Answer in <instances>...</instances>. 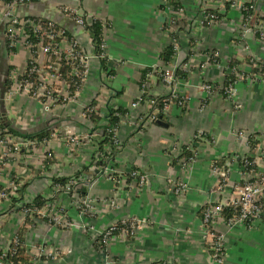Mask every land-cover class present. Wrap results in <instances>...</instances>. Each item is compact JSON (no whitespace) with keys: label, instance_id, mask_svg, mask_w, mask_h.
Wrapping results in <instances>:
<instances>
[{"label":"built area","instance_id":"2783aa9c","mask_svg":"<svg viewBox=\"0 0 264 264\" xmlns=\"http://www.w3.org/2000/svg\"><path fill=\"white\" fill-rule=\"evenodd\" d=\"M78 1L0 0V52H3L0 57L6 65L3 79L6 88L1 91L0 86V109L3 108L12 117L8 124H4L0 118V264L55 262L62 258L64 250L55 244L49 236L50 232L72 233L73 230L85 235L89 244L104 254V264H111L107 253L109 243L115 238L126 241L147 227V219L135 216L117 219L101 230L96 229L92 221L98 219L108 207H121L127 197L124 191L130 187L127 182L129 178L136 181V191L147 186V177L140 171L132 168L126 172L115 168L126 146L120 135L121 123L129 122V133H134L160 121L162 116L167 117L172 107L180 114L185 113L188 108L186 90L176 78L177 71L188 75L192 69L201 73L207 68L217 69L219 79L202 82L200 89L207 98L218 94L231 105L236 103L237 82L259 83L264 88V62L250 53L245 41L246 36H251L264 49V13L257 8L255 0H225L222 12H217L226 13V17L219 20L214 14L205 11L211 9L210 0H200L204 5L199 8L195 22L187 29V32H199L216 28L224 21H229L232 13H236L237 18L228 29L230 43L239 46V53L242 54L231 58L236 63H230L231 59H222L216 49H207L197 39H193L190 52L183 59L184 62L182 60L183 63L179 64L176 57L179 39L176 41L170 37L173 31L170 25L187 17L185 8L182 4L178 8L174 7L172 1L175 0H157L156 12L167 26L162 30L174 50L167 66L152 70L159 76L165 93L148 95L147 83L143 81L137 96L127 107L128 112L116 113L115 116L120 118L119 124L110 125L101 119L103 110L111 105V94L105 84H101L97 95L93 97L95 105L92 106L91 101L85 103L82 98L84 84L89 76V59L109 60L105 34L110 22L99 13H88L73 4ZM227 2L229 7L226 11ZM48 3L53 4V9L68 23L86 33L90 51L81 47L75 33L54 19L41 13L31 14L30 9L36 5ZM253 10L256 16L252 18L246 12ZM93 22H98L101 28L99 53L95 52L86 30V26ZM62 65L69 67L64 78H61L60 73ZM105 74L104 78L109 81L111 75ZM75 78L79 79V84L73 90L70 81L74 85ZM145 96L149 97L143 101ZM156 98H160L161 106L156 103ZM207 98L201 101V106L206 105ZM29 102L37 108H32ZM142 103L146 107L143 117L139 120L141 114H137L136 118H131V112L139 109ZM91 112L100 118L97 124L89 120ZM43 115L57 118L77 116L88 128L78 134L74 126L54 124L46 127L49 133L41 139L13 132L14 129L25 134L32 132L30 126ZM42 127L45 128L44 124L39 126L40 129ZM98 130H103L104 134L107 132L109 136L108 143L103 144L101 149L90 142L99 135L96 133ZM232 134L245 142V153L217 151L213 148V138L200 130L186 144H175L165 156L168 167H176L184 176L199 160L202 145L212 151L209 173L213 181L211 193L214 198L203 206L201 218L210 252L209 264H222L224 256L223 234L217 231V225L224 224L228 229L253 228L259 222L264 206V134L243 131H233ZM85 155L89 159L88 168L95 173L96 178L116 185L114 195L101 198H93L89 194L80 196L77 191L81 186V178L61 174L62 161L69 160L75 167L74 171H77L79 161L82 162ZM234 172L236 179L233 177ZM53 177H69V180L65 184L52 183ZM166 185L169 191L174 189L177 196L187 190V183L182 177L168 175ZM230 209L236 212L224 219V211ZM72 211L76 212L74 219H71Z\"/></svg>","mask_w":264,"mask_h":264},{"label":"crops","instance_id":"0c3cea01","mask_svg":"<svg viewBox=\"0 0 264 264\" xmlns=\"http://www.w3.org/2000/svg\"><path fill=\"white\" fill-rule=\"evenodd\" d=\"M225 0H210L211 9L222 12ZM257 8L264 13V0H255ZM187 19L193 23L202 4L200 0H181ZM84 11L95 14L110 22V28L105 34L106 50L109 57L107 66L114 72L106 81L105 72L101 71L99 61L90 58L88 61L89 76L83 88L82 98L85 103L95 97L101 84L110 85L120 92L119 98L111 100L127 109L131 100L139 92V77L142 69L159 68V52L169 43L162 30L163 21L157 11V0H79L73 3ZM31 14L49 16L65 29L75 33L81 47L89 50L86 33L78 30L72 23L53 9V4L36 5L30 9ZM231 18V19H230ZM237 18L236 13L229 16L219 27L202 31L192 30L179 35L177 64L182 62L190 52L188 39H197L207 49H216L222 59L229 60L239 57L240 47L230 43L228 29ZM246 45L250 53L264 62V49H261L251 36H246ZM88 55V54H87ZM199 59V58H198ZM219 79L215 68H207L203 73L192 69L185 80H180V86L186 90L188 108L183 114L170 108L166 120L168 125L149 124L140 132L129 135V122L121 123V138L126 146L120 154V162L115 165L123 171L132 168L147 177V186L136 191V181H129L130 187L120 208L108 207L92 224L96 229H103L117 219L135 216L149 221L147 227L135 237L126 239L115 238L107 246L111 264H209L210 252L201 222V209L214 196L211 193L212 177L209 173L211 149L201 146L200 158L193 169L182 176L176 167L169 168L166 154L175 144H186L196 131L206 132L213 138V148L220 152L243 154L246 151L245 142L240 140L236 132L264 134V88L259 83L239 81L236 83L235 102L223 99L218 94L207 95L200 89L204 81ZM147 92L150 96L165 93L159 76L154 71L146 75ZM102 82V83H101ZM109 91V89H107ZM110 92V91H109ZM207 98L206 105L201 101ZM32 108L35 104L29 102ZM8 123L12 117L4 112ZM0 109V110H1ZM146 110L142 103L140 108L131 112V118L143 114ZM61 114V113H59ZM62 116V115H61ZM36 119L32 130L51 125L73 126L78 134L85 130L80 118L46 117ZM52 118H56L51 120ZM7 123V124H8ZM88 155V154H87ZM72 158V157H71ZM75 159V158H74ZM59 161V160H57ZM89 159L83 156L79 161V169L85 167L80 178L85 180L87 194L93 198L110 197L116 192V185L111 181L96 178L88 168ZM62 175H71L75 169L70 161H62ZM183 178L187 190L176 195L169 191L166 177ZM233 177L237 178L236 173ZM233 179V178H232ZM76 212H71V219ZM217 231L223 234L224 256L222 264H264V206L259 222L253 228L233 227L228 229L224 224L217 225ZM50 232V237L56 245L63 248L64 254L59 260L50 264H104V254L89 244L88 238L77 230Z\"/></svg>","mask_w":264,"mask_h":264},{"label":"trees","instance_id":"16d2710c","mask_svg":"<svg viewBox=\"0 0 264 264\" xmlns=\"http://www.w3.org/2000/svg\"><path fill=\"white\" fill-rule=\"evenodd\" d=\"M173 2V6L178 8V6H181L182 2L180 0H175V1H172ZM229 7V2L225 3V10L227 11ZM206 12L208 13H212L216 16V19L219 20L223 17H226V13L224 14H220L217 12V10H213V9H207L205 10ZM247 15L250 14V16L253 18L255 17L256 15V12L253 10V11H247L246 12ZM193 22L190 20V19H187L186 17L184 19H181L180 21L178 22H175L173 24L170 25L171 28H173V31L170 33V37L173 39V40H176L178 41L179 39V34L180 33H187V29L190 27V25L192 24ZM166 25L163 24L162 25V28L163 29H166ZM86 30L88 31L89 33V36L92 40V45L94 47V50L95 52H100V43H101V28L98 24V22H93L91 23L90 25H87L86 26ZM188 42H189V47H190V44L192 45L193 43V39L192 38H189L188 39ZM173 46L171 45V43H168L166 45H164L160 52H159V67L160 68H163L165 66H167L171 60H172V57L174 55V52H173ZM2 50L0 52V55L2 56ZM184 62V60H183ZM182 62V63H183ZM230 63H236L233 59L230 60ZM99 65H100V69L101 71L107 73V75H111L113 76L114 75V72L112 70H110L107 66V61L106 60H100L99 61ZM68 69L69 67L67 66H64L62 65V67L60 68V73H61V78H64V76L66 75V73L68 72ZM158 70V68H156ZM155 69V70H156ZM6 71V65H5V61L2 57H0V86H2V89L1 91H3L6 86H4L3 84V79H4V73ZM152 72L151 71V68H145V69H142L141 72H140V77H139V84H141L143 81H145L146 79V75L148 73ZM176 78L178 80H184L187 78V75L186 73L182 72V71H177L176 73ZM79 79L78 78H75V82H74V85L73 83L70 81V85L72 86V89L74 90L75 87L78 86L79 84ZM74 81V80H73ZM75 86V87H74ZM107 89H109L110 91V94H111V97L110 99L113 100V99H116V98H119L120 96V92H116L115 90H113V88L110 87V85H106L105 86ZM149 96H145L143 98V101L146 100ZM169 97V96H168ZM156 103L158 104V106H161V100L160 98H156ZM90 104L93 106L95 105V102H94V99L91 100ZM103 117L101 118L102 120H104V122L110 124V125H116V124H119V119L117 116H115L116 113H120V114H125L128 112V110L126 108H124L123 106L121 105H118L116 103H113L109 106L106 107L105 110H103ZM141 116L143 117V114H141L139 117V120L141 119ZM0 118L2 120V122L4 124H7L8 121L5 117V114L2 112V110H0ZM167 117H160V121L158 122H161V123H164L165 125L167 124L168 125V122L166 120ZM89 120L93 123V124H97L100 120V118L94 114L93 112L90 113L89 115ZM158 122H155V124H159ZM86 125V124H85ZM85 127V129H87L88 127ZM74 126V125H73ZM49 127V126H48ZM99 126H95V128H97ZM139 129V128H138ZM15 134L17 135H20V136H29L30 138H37V139H41L42 137H45L48 135V130L45 128H41V129H38V130H34L32 132H29V133H20L19 131L15 130L13 131ZM133 136V132L129 133L128 137H131ZM108 140H109V136L107 134V132L105 134H102V135H98L95 139L93 140H90V142L94 143L97 145V147H99L100 149L102 148V145L103 144H106L108 143ZM251 140V139H250ZM86 168L85 167H82L80 168L79 170L77 171H74L72 173V177L73 178H79L80 176H82V171L85 170ZM69 180V177H63V178H57V177H53L52 178V183H56V182H59L61 184H65L67 183ZM129 181H131V178L128 179V183ZM79 182L81 183V186H80V189L77 191L79 193L80 196H84L87 194V188L86 186L84 185L85 184V180H82L80 179ZM203 211V208L201 209ZM202 211H201V218H202ZM236 211H234L233 209H230V210H226L224 211L223 213V217L224 219H228L232 214H234Z\"/></svg>","mask_w":264,"mask_h":264},{"label":"water","instance_id":"95a60500","mask_svg":"<svg viewBox=\"0 0 264 264\" xmlns=\"http://www.w3.org/2000/svg\"><path fill=\"white\" fill-rule=\"evenodd\" d=\"M53 119H56V118H52L51 120H53ZM158 123H159V125H164V123H161V122H158ZM96 133L99 134V135H102V134H104V131L103 130H98V131H96Z\"/></svg>","mask_w":264,"mask_h":264}]
</instances>
